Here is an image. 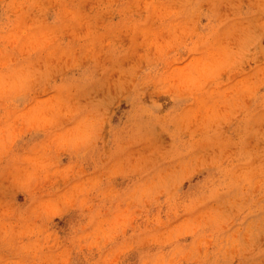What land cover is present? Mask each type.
I'll return each instance as SVG.
<instances>
[{
    "label": "clouds",
    "instance_id": "clouds-1",
    "mask_svg": "<svg viewBox=\"0 0 264 264\" xmlns=\"http://www.w3.org/2000/svg\"><path fill=\"white\" fill-rule=\"evenodd\" d=\"M97 4L121 20L92 39L73 33L87 40L73 48L60 37L78 10L62 7L49 24L47 0H0V264H264V0ZM121 31L127 47L106 39ZM105 44L110 65L99 60ZM89 85L130 96L107 151L110 101ZM149 86L176 103L163 114L141 104ZM155 125L171 146L156 142ZM72 211L61 236L51 222Z\"/></svg>",
    "mask_w": 264,
    "mask_h": 264
},
{
    "label": "rangeland",
    "instance_id": "rangeland-1",
    "mask_svg": "<svg viewBox=\"0 0 264 264\" xmlns=\"http://www.w3.org/2000/svg\"><path fill=\"white\" fill-rule=\"evenodd\" d=\"M48 10L45 14V19L49 24L56 18V13L62 7H66L72 9L74 11L78 10L81 14L78 19L72 20L69 22V26L63 29V34L61 35L60 39L67 44L71 42L73 48H78V46L82 43H87V40H77L73 33H76L78 36H85V34H89L88 39H92L94 36H99L101 33H105L107 31L108 25H115L121 20V16L116 11L105 12L103 14L98 15V4L97 0H47ZM118 5H114V8ZM142 15V13H141ZM204 22L203 20L201 21ZM106 39H113L116 43L122 44L124 47H127L130 43L129 36L125 34L123 31L119 32L117 35L109 34ZM97 50H99V45H96ZM82 49L77 52V55H81ZM143 51V49H140ZM259 58V57H258ZM100 63L104 65H110L111 60L109 55L107 54V45L105 44V48L99 57ZM135 62V57H131L129 59H125L123 61L124 66L127 67L129 64ZM92 61L85 59L81 62V69L90 67L92 65ZM144 65H142L143 67ZM247 68V65H245ZM72 73H68L71 75ZM79 74V73H77ZM97 75H99V70H97ZM117 74H113L112 78L115 79ZM107 76V73H105ZM56 81H59L60 76L56 75ZM224 79H228V75L225 74ZM103 79V77H102ZM89 93L90 96H94L96 99H106L110 101L108 106L109 115H110V122L105 125L103 131V148L104 151H107L110 146V137L111 132L110 128L114 126L122 125L128 117L129 110L131 109L132 105L130 103V96L127 93H121L119 95L116 94L115 90L109 94V90L107 87L100 88L99 85H89L88 88L85 90ZM52 90L49 88L46 93H41L40 91L37 92L38 96L43 95H51ZM141 104L145 106L152 107L154 105H159L158 109H155L160 114L166 112L170 107H172L176 101H174L170 96L157 93L153 90L151 86L144 90V94L141 97L140 101ZM152 134L154 135L156 142L161 145L163 148H167L172 144V137L168 134L167 131H164L159 125L152 126L151 128ZM230 131V128L226 129ZM42 138V134H34L23 137L20 141L17 142L15 146V150L19 153H23L25 149L33 142V140H39ZM69 163V157L64 155L61 164ZM92 163L89 161L84 168L85 172L92 171ZM208 170H202L188 179L185 180L184 184L182 185V191L191 192L194 191L207 177ZM127 179L123 177L116 178L115 183L119 187H123L127 184ZM53 188L60 187L62 188L63 185L61 182H57L56 185L52 186ZM9 196L14 195L15 201L17 204L20 205H27L30 196L27 192L22 190H14V192L8 193ZM77 212L72 211L69 212L62 217H54L52 220V227L59 232L61 236H63L69 229V225L75 221L77 218ZM254 219V218H249ZM247 223V221H245ZM186 240H190V237L185 238ZM264 242V233H262L257 240V243ZM233 264H237V262H233Z\"/></svg>",
    "mask_w": 264,
    "mask_h": 264
}]
</instances>
